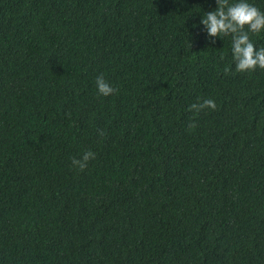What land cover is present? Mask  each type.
Returning <instances> with one entry per match:
<instances>
[{
  "label": "trees",
  "instance_id": "16d2710c",
  "mask_svg": "<svg viewBox=\"0 0 264 264\" xmlns=\"http://www.w3.org/2000/svg\"><path fill=\"white\" fill-rule=\"evenodd\" d=\"M217 7L0 0V264H264V69Z\"/></svg>",
  "mask_w": 264,
  "mask_h": 264
},
{
  "label": "clouds",
  "instance_id": "9594fccd",
  "mask_svg": "<svg viewBox=\"0 0 264 264\" xmlns=\"http://www.w3.org/2000/svg\"><path fill=\"white\" fill-rule=\"evenodd\" d=\"M218 7L213 11L204 13L201 24L205 26L209 38L215 43L214 38L226 36L232 37V54L237 72H254L257 68L264 69V47L257 49L252 42L249 33L260 34L264 30V11L249 3L248 0H238L230 3V0H217ZM192 45V41H191ZM227 74L230 69L225 68ZM98 94L110 96L119 92L118 88L108 83L103 74L96 78ZM205 109L216 110L217 104L213 99H204L201 103L189 106V111L199 113ZM196 122L189 123V128H195ZM99 135L103 137L105 132L101 130ZM96 153L89 150L81 159L72 157V165L81 171L88 167L90 160H95Z\"/></svg>",
  "mask_w": 264,
  "mask_h": 264
}]
</instances>
